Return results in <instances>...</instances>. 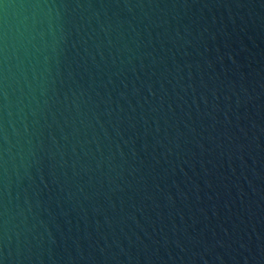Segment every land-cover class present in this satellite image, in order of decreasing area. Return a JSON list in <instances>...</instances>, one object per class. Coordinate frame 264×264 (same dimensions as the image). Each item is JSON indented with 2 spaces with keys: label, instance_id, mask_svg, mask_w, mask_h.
I'll use <instances>...</instances> for the list:
<instances>
[{
  "label": "water",
  "instance_id": "1",
  "mask_svg": "<svg viewBox=\"0 0 264 264\" xmlns=\"http://www.w3.org/2000/svg\"><path fill=\"white\" fill-rule=\"evenodd\" d=\"M0 264H264V0H0Z\"/></svg>",
  "mask_w": 264,
  "mask_h": 264
}]
</instances>
